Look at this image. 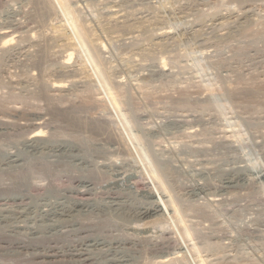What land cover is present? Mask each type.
I'll return each mask as SVG.
<instances>
[{
	"label": "rangeland",
	"instance_id": "rangeland-1",
	"mask_svg": "<svg viewBox=\"0 0 264 264\" xmlns=\"http://www.w3.org/2000/svg\"><path fill=\"white\" fill-rule=\"evenodd\" d=\"M68 1L89 40L102 42L100 63L108 72L112 90L114 87L113 92L110 88L105 90L106 96L111 98L112 93L111 102L131 137L134 136L132 141L144 156L146 166L152 168V176L157 180L163 176L159 181H164L162 187L166 186L164 190L171 199V215L181 225L195 264H264V177L254 175L264 172V0ZM27 4L29 0H0V31L8 29L13 36L6 48L0 46V126L8 121L6 131L0 133V264H87L67 255L54 262L34 260L36 251L55 246L57 234H71L67 238L71 243L89 236L119 242L113 245L118 248L106 246L98 253L93 250L94 258L88 264H190L167 234L164 219L153 211L152 200L142 192L131 156L116 142L119 131L102 94L91 82L93 71L77 58H72L66 67L61 65L64 49L74 48L69 33L49 14L52 20L45 16L43 21L33 22L30 16L34 12ZM16 23L23 26L20 33L13 30ZM30 28L51 33L52 40L35 35L29 37L34 40L29 42ZM57 37L61 39L56 40ZM53 80L66 86L52 90ZM12 109L16 112H10ZM37 114L46 119L41 127L42 140L92 148L98 167L93 171L97 174L90 175L100 178L96 183L73 182L64 175L56 179L39 175L23 203L14 200L19 192L8 191V172L9 167L20 168L22 160L16 152L18 157L14 154L10 159L8 150L17 141H24L30 129L25 127V131H10L11 134L9 120L16 125L30 123ZM67 114L82 122L85 119L84 126H72L66 120ZM79 164L75 163L77 175L87 169L85 163ZM119 171L122 175L118 181L107 185ZM229 182L237 187L227 189ZM93 186V196L74 193L86 187L90 191ZM107 192L120 196L108 198ZM78 228L79 238L73 231L78 232ZM18 240L41 246L34 251L18 252L14 248ZM70 242L59 240L56 246L66 254Z\"/></svg>",
	"mask_w": 264,
	"mask_h": 264
},
{
	"label": "bare ground",
	"instance_id": "bare-ground-1",
	"mask_svg": "<svg viewBox=\"0 0 264 264\" xmlns=\"http://www.w3.org/2000/svg\"><path fill=\"white\" fill-rule=\"evenodd\" d=\"M16 1V0H15ZM28 1V0H27ZM73 2V1H72ZM75 2V1H74ZM85 2V1H84ZM19 3V2H18ZM76 3V2H75ZM78 3V2H77ZM72 4V3H71ZM28 5V4H27ZM26 5V6H27ZM12 6V5H11ZM28 6H31V8L33 9V11L32 12H34V14H32L30 17L32 18V20H33V22H36V20L37 21H43L44 20V18H45V16H47V14H49V16L51 15V17L54 19V18H56V19H54V20H56V21H59L60 23H61V26H63V27H65V29L67 30V32L69 33V36H70V38H71V40H72V44H74V48H68V49H64V52L60 55V60H61V65H63L64 67H66V65L68 64V62L69 61H71L72 60V58L74 59V58H77V59H82V61L84 62V64L86 65V67H89L92 71H93V79L91 80V82L92 83H94V86H96L98 89H99V91H100V93L102 94V97H101V99H103L104 100V102H105V104H106V109L108 110V113L110 114V118H111V120H112V123H114V125H115V127L118 129V131H119V136H118V140H116V142H118L119 144H120V146H121V148L123 149V151L124 152H126L127 154L126 155H128V156H131L130 158H132V167L134 168V170H135V173H136V176H137V178H140L139 180H141V182L142 183H140V184H142V186H143V189H142V192L144 193V194H146V196L149 198V199H151L152 200V206H153V211H157V213H159V215L164 219V221H165V223L167 224V228H168V233L167 234H170L171 236H172V238H170V237H168V238H170V239H173L172 241H174V244H175V246H176V248L181 252V253H183L188 259H189V263L190 264H195V262H194V260L191 258V253H190V249H189V247L187 246V244H186V241H185V239H184V237L185 236H182V234L183 233H181V230H180V226L178 225V224H180V223H178V224H176V222H175V220L173 219V217H172V215H171V206H170V203H171V199L169 198V196L167 195V193H166V191L164 190V188L166 189V186L164 185V187H162L163 186V184L162 183H164V181L161 183L159 180H161V179H163L162 177L160 178V179H158L157 180V178H154V176H152V174H151V170L150 169H152L151 167H150V169L146 166V164L147 163H145L146 161H144V156L143 157H141V155H140V152H138L137 151V148H136V144H135V142H133L132 141V137H134V136H132L131 137V135L129 134V132H128V130H127V128L124 126V123L122 122V120L120 119V116L118 115V113H117V111H116V109L114 108V106H113V104H112V102H111V98H112V93L110 94L111 95V98H108L107 96H106V93H105V90H107L108 88H110V89H108V90H112V88H111V84H110V80H109V78H108V72L106 73V70L105 69H103L102 68V66H101V63H100V60L102 59L101 57V51H100V49L101 50H103V48H101V46H102V42H101V44L99 43V42H97V43H95V42H91L90 40H89V38H88V33H87V31H86V29L77 21V19L75 18V16L73 15V13H74V11H73V8L71 9V7H70V5H69V1L68 0H29V5ZM73 6V5H72ZM29 8V7H28ZM113 8V7H112ZM16 10V9H15ZM28 10V9H27ZM26 10V11H27ZM75 10V9H74ZM117 10V9H116ZM31 11V10H30ZM30 11H29V14H30ZM73 11V12H72ZM112 11V10H111ZM138 11V10H137ZM21 12V11H20ZM23 13V12H22ZM13 14V13H12ZM24 14V13H23ZM26 14V13H25ZM24 14V15H25ZM28 14V13H27ZM26 14V15H27ZM16 16V15H15ZM49 16H47V17H49ZM26 17V16H25ZM30 17L28 18V20L30 19ZM118 17V16H117ZM27 18V17H26ZM50 18V17H49ZM51 19V18H50ZM31 20V21H32ZM52 20V19H51ZM6 21V20H5ZM13 21V20H12ZM117 21V20H116ZM27 22V21H26ZM47 21H45V23H46ZM24 23V22H23ZM38 24H39V22H37ZM36 23V24H37ZM41 23V26H42V22H40ZM28 24V23H27ZM35 24V25H36ZM57 24V23H56ZM59 24V23H58ZM137 24V23H136ZM13 26V25H12ZM29 26V25H28ZM34 26V25H33ZM33 26H31V28L33 27ZM37 26V25H36ZM40 26V27H41ZM21 27H23L22 25H21V23L19 24V23H16L15 25H14V27H13V30L14 31H19V30H21L20 28ZM25 27H27V25L25 26ZM39 27V28H40ZM124 27V26H123ZM30 28V29H31ZM52 30V29H51ZM12 31H8V29L7 30H5V31H0V46L2 47V49L5 47V46H8V44L10 43V42H12L11 40H12V37L13 36H11L12 35V33H11ZM21 31H19V33H20ZM31 33H30V35L29 36H27L28 38L29 37H32V36H37L38 38L39 37H42L45 41L47 40V39H49L51 36H49L50 34L48 33V32H46L45 30H43V31H41V30H39V31H37V30H34V29H31V31H30ZM52 32V31H51ZM13 33H15V32H13ZM27 33V32H26ZM18 34V33H17ZM23 34V33H22ZM25 34V33H24ZM53 34V33H52ZM59 34V33H58ZM19 35V34H18ZM18 35H17V37H18ZM57 35V34H56ZM21 36V35H20ZM35 36V37H36ZM54 36H55V34H54ZM54 36H52V37H54ZM136 36V35H135ZM16 37V36H15ZM56 37V36H55ZM54 37V38H55ZM20 38V37H19ZM60 38V37H59ZM58 37L56 38V40L57 39H59ZM24 39V38H23ZM31 38H29V42L30 41H34V40H30ZM35 39V38H34ZM61 39V38H60ZM59 39V40H60ZM20 40H21V38H20ZM42 40V39H41ZM49 40H52V39H49ZM53 40H55V39H53ZM39 41V40H38ZM48 41V40H47ZM127 41V40H126ZM24 42V41H23ZM19 43V42H18ZM51 43H52V41H51ZM21 44V43H20ZM44 44V43H43ZM53 44V43H52ZM17 45V44H16ZM40 45H42V44H40ZM51 45V44H50ZM57 45H59V44H57ZM69 45V44H68ZM47 46V45H46ZM42 46H40V48H41ZM6 48V47H5ZM44 48V47H43ZM55 48V47H54ZM53 48V49H54ZM57 48V47H56ZM1 49V48H0ZM51 49V48H50ZM5 50V49H4ZM28 50V49H27ZM61 50H63L62 49V47H61ZM61 50H60V52H61ZM48 51V50H47ZM55 52V51H54ZM39 53V52H38ZM42 53V52H41ZM46 53V52H45ZM57 53H59V52H57ZM48 54V53H47ZM50 54H51V52H50ZM49 54V55H50ZM60 54V53H59ZM59 54H58V59H59ZM103 54V53H102ZM37 55V54H36ZM48 55V56H49ZM53 55H54V53H53ZM55 56H57V55H55ZM101 56V57H100ZM18 57V56H17ZM35 57V56H34ZM33 57V58H34ZM40 57H42V56H40ZM50 57V56H49ZM40 59H43V58H40ZM39 59V62L41 61ZM47 59V58H46ZM49 59V58H48ZM55 59V58H54ZM53 59V60H54ZM38 60V59H37ZM75 61V60H74ZM102 62V61H101ZM70 63V62H69ZM76 63V62H75ZM34 64V63H33ZM60 65V66H61ZM62 66V67H63ZM29 67V66H28ZM162 67V66H161ZM159 68V67H158ZM59 69V68H58ZM62 69V68H61ZM79 69V68H78ZM156 69H157V67H156ZM164 70V69H163ZM1 71V70H0ZM77 71V70H76ZM65 72V71H64ZM73 72V71H72ZM33 74V73H32ZM34 75V74H33ZM32 75V76H33ZM43 75V74H42ZM73 75V74H72ZM66 76V75H65ZM78 76V75H77ZM80 76V75H79ZM39 77V76H38ZM87 77H89V76H87ZM5 78V77H4ZM52 78V77H51ZM76 78H78V77H76ZM66 79V78H65ZM65 79H63V80H65ZM79 79V78H78ZM90 79V78H89ZM20 80V79H19ZM30 80V79H29ZM13 81V80H12ZM16 81V80H15ZM14 81V82H15ZM74 81V80H73ZM78 81H80V80H78ZM20 82V81H19ZM39 82V81H38ZM52 82V81H51ZM117 82V81H116ZM44 83V82H43ZM80 83V82H79ZM113 83V82H112ZM115 83V82H114ZM113 83V84H114ZM35 84V83H34ZM37 84V83H36ZM85 84V83H84ZM91 84V83H90ZM117 84H118V82H117ZM138 84V83H137ZM136 84V85H137ZM29 85V84H28ZM73 85V84H72ZM87 84H85V86H86ZM135 85V84H134ZM66 85H65V83L64 82H62V81H58V80H53V82H52V84H51V89L53 90V89H63V87H65ZM84 86V87H85ZM114 86H115V84H114ZM50 87V86H49ZM91 87V86H90ZM113 87V86H112ZM10 88V87H9ZM41 88V87H40ZM88 88V87H87ZM38 89V88H37ZM61 89V90H62ZM107 90V91H108ZM113 90H114V87H113ZM113 90H112V92H113ZM28 92V91H27ZM57 92V91H56ZM60 92V91H59ZM116 92V91H115ZM40 94V93H39ZM114 94V93H113ZM57 95V94H56ZM66 95V94H65ZM38 96V95H37ZM54 96V95H53ZM114 96V95H113ZM116 96V95H115ZM32 97V96H31ZM20 99V98H19ZM112 99H114V98H112ZM34 101V100H33ZM59 101V100H58ZM13 102V101H12ZM21 104V103H20ZM36 104V103H35ZM41 104V103H40ZM26 105V104H25ZM62 105H64V104H62ZM64 106H66V105H64ZM80 106V105H79ZM86 106V105H85ZM91 106V105H90ZM9 108H12V107H10L9 106ZM97 108V107H96ZM13 109L14 110H17V111H20V109L18 110V109H15L14 107H13ZM12 109V110H13ZM28 109V108H27ZM52 109V108H51ZM51 109H49V110H51ZM58 109V108H57ZM56 108H55V110H57ZM62 109V108H61ZM61 109H59V110H61ZM71 109V108H70ZM80 109V108H79ZM10 111V112H16V111ZM54 110V108L50 111V112H52ZM67 111H68V109H66ZM72 110V109H71ZM71 110H69V111H71ZM76 110V109H75ZM94 110V109H93ZM22 111V110H21ZM20 111V112H21ZM28 111V110H27ZM45 111V110H44ZM61 111H63V109L61 110ZM74 111V110H73ZM6 112V111H5ZM31 112V111H30ZM35 112V111H34ZM64 112V111H63ZM75 112V111H74ZM73 112V113H74ZM78 112V111H77ZM39 113V112H38ZM43 113V112H42ZM45 113H46V111H45ZM53 113V112H52ZM56 113V115L58 114L57 112H55ZM70 113V112H69ZM72 113V112H71ZM10 114V113H9ZM16 114H18V113H16ZM20 114V113H19ZM18 114V115H19ZM22 114V113H21ZM30 114V113H29ZM33 115L34 114H36V113H32ZM61 114V113H60ZM62 114H64V113H62ZM79 114V113H78ZM85 114V113H84ZM96 113H94V115H95ZM3 115H5V114H3ZM51 115V114H50ZM49 115V116H50ZM55 115V114H54ZM65 116H66V114H64ZM64 115H63V117H64ZM68 115V114H67ZM70 115V114H69ZM68 115V116H69ZM73 115V114H72ZM69 116L66 120H67V122L68 123H70L72 126H74V127H76V128H80V127H83L84 126V123L83 122H85L84 120H83V122L81 121V119H79V115L77 116L78 118H76V117H74L76 114L74 113V116ZM81 115V114H80ZM14 116V115H13ZM12 116V113L10 114V117H13ZM16 116V115H15ZM22 116V115H21ZM25 116V115H24ZM24 116H23V118H24ZM30 116V115H29ZM36 116V115H35ZM46 116V115H45ZM48 116V117H49ZM3 117V116H2ZM6 117V116H5ZM59 117H61V116H59ZM85 117V116H84ZM18 118H21V117H19L18 116ZM28 117H26V119H27ZM47 118V117H46ZM82 118V117H81ZM88 118V117H87ZM91 118V117H90ZM100 118V117H99ZM102 118V117H101ZM100 118V119H101ZM5 119V118H4ZM30 119V118H29ZM31 119H32V117H31ZM49 119V118H48ZM63 119H65V117L63 118ZM12 120V119H11ZM13 120H15V119H13ZM16 120H18V119H16ZM25 120V119H24ZM28 120V119H27ZM26 120V121H27ZM43 120H46L45 118L43 119V117H42V114H41V116H38V114H37V118L36 119H32V121L30 120V123H25V121H24V123L23 124H15V123H13L12 121H10L9 120V133H11L12 134V132H22V131H25V127H26V129H27V127H28V129H30V131L28 130L27 132H29L28 133V135H27V137H26V139H23V137H22V139L24 140V141H22L21 143L19 142V143H15V144H12V145H10V143H9V145H10V147H9V150H8V155H10L11 156V158L10 159H12V155L14 156V154L16 155V153H18L17 155H19L20 157L19 158H21L20 160H22L21 162H22V164L20 165L21 167L20 168H17V169H15V170H10L11 169V167H9V172H8V177H9V182H10V184L8 185L9 186V188H8V191L11 193L13 190H14V192H15V189H17V192H19V194L18 195H16L17 197H15L14 198V200H16V201H21L22 203H23V201L22 200H25V199H23V198H25L26 197V195H28V193H29V191H30V189H32L33 188V185H34V182H33V180H34V178L36 179L37 177H35V176H38L39 177V175L40 176H44V175H46V176H48L49 178H51V179H53V178H55V177H59V176H62V175H64V177H69L71 180L73 179L74 181L73 182H78V181H86L87 182V185H88V183H96L95 181L96 180H98V179H100V178H97V177H95L94 176V174H97V173H94L93 171H95V168H97L98 166L96 165V162L94 161V159H93V156H94V151L92 152V148L91 149H89V148H86L85 146L83 147V146H81V144L80 145H78V144H76V143H70V144H63V143H60V142H52V141H50L51 139H47V140H42V137H44V135H43V130H41V127H42V125L43 124H45V123H43ZM51 120H53V119H51ZM88 120H91L92 121V119H88ZM105 120V119H104ZM104 120H103V122H104ZM109 120V119H108ZM107 119H106V122L108 121ZM6 121H7V119H6ZM5 121V122H6ZM55 121V120H54ZM95 121V120H94ZM1 122V121H0ZM8 122V121H7ZM7 122L5 123V124H1L2 126H0V133L2 132V131H6V129H7ZM18 122H21V120L20 121H18ZM66 122V121H65ZM88 121H86V123H87ZM98 123H99V121H97ZM101 122V121H100ZM50 123V122H49ZM88 123H90V121L88 122ZM93 123H95V122H93ZM102 123V122H101ZM51 124V123H50ZM66 124V123H65ZM91 124V123H90ZM105 124V123H104ZM70 125V126H71ZM95 125V124H94ZM96 125H98V124H96ZM59 126V125H58ZM88 126V125H87ZM44 127V126H43ZM91 127V126H90ZM93 127V129H95L94 128V126H92ZM100 127H102V129H103V126H100ZM99 127V128H100ZM106 127V126H105ZM48 129V128H47ZM101 129V128H100ZM105 129V128H104ZM188 129V128H187ZM106 130V129H105ZM108 130V129H107ZM106 130V131H107ZM10 131H12V132H10ZM73 131V130H72ZM96 131H97V129H96ZM104 131V130H103ZM132 131V130H131ZM26 132V133H27ZM48 132V131H47ZM98 132H99V130H98ZM113 132V131H112ZM14 133V134H15ZM97 133V132H96ZM10 134V135H11ZM25 134V133H24ZM23 134V135H24ZM101 134V133H100ZM109 134V133H108ZM112 134V133H111ZM115 135H118V134H116V132L114 133ZM2 135H4V134H2ZM9 135V136H10ZM16 135H18V133L16 134ZM20 135V134H19ZM21 135H22V133H21ZM26 135V134H25ZM103 135V134H102ZM107 135V134H106ZM140 135V134H139ZM6 136V135H5ZM14 136V135H13ZM112 136H114L113 134H112ZM94 137V136H93ZM109 137H110V135H109ZM11 138V137H10ZM48 138V137H47ZM103 138V137H102ZM115 138V137H114ZM18 139V138H17ZM41 139V140H40ZM46 139V138H45ZM100 139V138H99ZM10 140V139H9ZM20 140H21V138H20ZM53 140V139H52ZM55 140V139H54ZM39 141L41 142L40 144H42V143H44L43 144V146H40L38 143H39ZM43 141V142H42ZM59 141V140H58ZM64 141H67V140H64ZM100 141V140H99ZM103 141V140H102ZM106 141V140H105ZM14 142V141H13ZM138 142V141H137ZM6 143H8V142H6ZM114 143V142H113ZM112 143V144H113ZM115 144V143H114ZM135 144V145H134ZM6 145V144H5ZM84 145V144H83ZM107 145V144H106ZM11 146H13V147H11ZM90 146V145H89ZM101 147V146H100ZM99 147V148H100ZM112 147V146H111ZM138 147V146H137ZM94 148H96V147H94ZM103 148V147H102ZM114 148V147H113ZM112 148V149H113ZM1 149V148H0ZM15 149V150H14ZM89 149V150H88ZM111 149V150H112ZM119 149V148H118ZM4 150V149H3ZM5 150H6V148H5ZM4 150V151H5ZM14 150V151H13ZM157 150V149H156ZM7 151V150H6ZM6 151H5V153H6ZM16 152V153H15ZM74 152H76V154L74 153ZM111 152V151H110ZM123 152V153H124ZM97 153V152H96ZM103 154V153H102ZM104 154H105V152H104ZM16 155V156H17ZM98 155V154H97ZM101 155V154H100ZM99 155V156H100ZM5 156V155H4ZM15 156V157H16ZM113 156V155H112ZM18 157V156H17ZM109 157V156H108ZM94 158H97V157H94ZM99 158H101V157H99ZM103 158V157H102ZM107 158V157H106ZM116 158V157H115ZM115 158H113V159H115ZM128 158V157H127ZM1 160V159H0ZM19 160V159H18ZM110 160H112V159H110ZM145 160H147V159H145ZM102 161V160H101ZM100 161V162H101ZM104 161V160H103ZM12 162V161H11ZM78 162V164H79V162H81V163H85L86 164V167H87V169L86 170H82V171H80V173L77 175V173H74L76 170H75V166H77V165H75V163H77ZM114 162V161H113ZM1 163V162H0ZM102 163V162H101ZM100 163V164H101ZM104 163H106V162H103V164ZM109 163V162H108ZM123 163V162H122ZM126 163H128V162H126ZM98 164V163H97ZM110 164V163H109ZM157 164V163H156ZM12 165V164H11ZM80 165V164H79ZM108 165V164H107ZM112 165V164H111ZM128 165V164H127ZM158 165V164H157ZM104 166V165H103ZM124 166V165H123ZM149 166V165H148ZM159 166V165H158ZM107 167V166H106ZM111 167V166H110ZM121 167V166H120ZM131 167V168H132ZM157 167V166H156ZM167 167V166H166ZM78 168V167H77ZM79 168H81V167H79ZM108 168V167H107ZM112 168V167H111ZM125 168V167H124ZM158 168V167H157ZM168 168V167H167ZM169 168H170V166H169ZM199 168V167H198ZM1 169V168H0ZM94 169V170H93ZM102 169V168H101ZM128 169H130V168H128ZM2 170V169H1ZM80 170V169H79ZM97 170V169H96ZM99 170V169H98ZM105 170V169H104ZM109 170V169H108ZM6 171H7V169H6ZM128 171V170H127ZM132 171V170H131ZM163 171H165V175H166V170H163ZM169 171H170V169H169ZM1 172V171H0ZM4 172V171H3ZM91 172L92 173H94L93 174V176L94 177H91ZM109 172V171H108ZM120 172V171H119ZM158 172H160L159 171V169H158ZM157 172V173H158ZM205 172H207V171H205ZM76 174V176H74V175H72V174ZM123 173H125V172H123ZM153 174H154V172H152ZM163 173V172H162ZM250 173V172H249ZM5 174V172L3 173V175ZM99 174V173H98ZM158 174H161V173H158ZM157 174V175H158ZM2 172L0 173V179L2 178ZM110 175V174H109ZM114 176L108 181V184L107 185H109V184H112V183H114V182H117L118 181V178L122 175V172H120V173H116V174H113ZM127 175V174H126ZM155 175V174H154ZM254 175H256V176H262V177H264V172L263 173H260V172H258V174L257 173H255ZM7 176V175H6ZM96 176H98V175H96ZM132 176H133V174H132ZM135 176V177H136ZM247 176V175H246ZM249 176V175H248ZM247 176V177H248ZM134 177V176H133ZM156 177V176H155ZM170 177V176H169ZM47 178V177H46ZM136 178V179H137ZM259 178V177H258ZM50 179V180H51ZM56 179V178H55ZM202 179V178H201ZM246 178H244V180H245ZM248 179V178H247ZM246 179V180H247ZM16 180H17V182H16ZM20 180V181H19ZM63 180V179H62ZM102 180V179H101ZM167 180V179H166ZM166 180H165V182H166ZM2 181H4V180H2ZM7 181V182H8ZM19 181V182H18ZM38 181V180H37ZM41 181H43V180H41ZM106 181V180H105ZM104 181V182H105ZM120 181H121V178H120ZM123 181H125V180H123ZM200 181V180H199ZM199 181H197V182H199ZM202 181V180H201ZM230 181V180H229ZM247 181H249V180H247ZM8 182V183H9ZM39 182V181H38ZM38 182H37V184H38ZM72 182V183H73ZM100 182V181H99ZM102 182V181H101ZM140 182V181H139ZM168 182V181H167ZM18 183V184H17ZM36 183V182H35ZM43 183V182H42ZM42 183L40 184L41 186H42ZM103 183V182H102ZM131 183V182H130ZM223 183V182H222ZM4 184V183H3ZM54 184V183H53ZM105 184V183H104ZM169 184V183H168ZM168 184H167V186H168ZM171 184V183H170ZM193 184V183H192ZM201 184V183H200ZM5 185V184H4ZM20 185H22L21 187H22V189L23 190H20ZM39 185V184H38ZM45 185V184H44ZM76 185V184H75ZM81 185V184H80ZM86 185V184H85ZM97 185V184H96ZM99 185V184H98ZM101 185H103V184H101ZM134 185V184H133ZM195 185H196V182H195ZM198 185H199V183H198ZM198 185H196V186H198ZM212 185V184H211ZM1 186V185H0ZM46 186V185H45ZM51 187H52V185H50ZM90 186H91V184H90ZM95 186V185H94ZM94 186H93V188H91V190L90 191H88L89 190V188H87L88 190H86V188H85V190H80V191H77L76 190V192H74L75 193V195L77 194V195H79L80 197L81 196H86V195H91L92 194V196H93V194L95 193V191L94 190H92V189H94ZM114 186V185H113ZM235 186V184H233V183H228V185H227V189L228 188H231V187H234ZM81 187V186H80ZM133 187V186H132ZM200 187V186H199ZM203 187V184L201 185V188ZM210 187V186H209ZM213 187V186H212ZM219 187V186H218ZM217 187V188H218ZM235 187H237V186H235ZM240 187V186H239ZM56 188V187H55ZM71 188V187H70ZM79 188V187H78ZM134 188V187H133ZM226 188V187H225ZM45 189H47L46 187H45ZM81 189V188H80ZM96 189V188H95ZM198 189V188H197ZM205 189V188H204ZM5 190H6V188H5ZM38 190V189H37ZM55 190V189H54ZM70 190V189H69ZM220 190V189H219ZM45 191V190H44ZM98 191V190H97ZM100 191V190H99ZM109 191V190H108ZM202 191V190H201ZM21 192H23L22 194H21ZM55 192V191H54ZM61 192V191H60ZM59 192V193H60ZM72 192V191H71ZM7 193V192H6ZM36 193V192H35ZM40 193V192H39ZM63 193V192H62ZM115 193V192H114ZM114 193H108L107 192V196H108V198H117L118 196H120V195H117V194H114ZM117 193V192H116ZM136 193V192H135ZM46 194V193H45ZM58 194V193H57ZM99 194V193H98ZM119 194V193H118ZM3 195V194H2ZM12 195V194H11ZM31 195V194H30ZM76 195V196H77ZM100 195V194H99ZM102 195V194H101ZM123 195V194H122ZM128 195V194H127ZM9 196V195H8ZM129 196H131V195H129ZM171 196V195H170ZM13 197V196H12ZM28 197V196H27ZM73 197V196H72ZM71 197V198H72ZM88 197V196H87ZM125 197V196H124ZM34 198V197H33ZM61 198V197H60ZM75 198V197H74ZM90 198H91V196H90ZM96 198H97V196H96ZM107 198V197H106ZM2 199V198H1ZM0 199V200H1ZM38 199V198H37ZM79 199V198H78ZM86 199V198H85ZM119 199H120V197H119ZM73 200H75V199H73ZM80 200V199H79ZM211 200V199H210ZM2 201H4V200H2ZM78 201V200H77ZM89 201H90V199H89ZM96 201V200H95ZM101 201V200H100ZM115 201V200H114ZM6 202V201H5ZM76 202V201H75ZM216 202V201H215ZM15 203V202H14ZM98 203V202H97ZM96 203V204H97ZM106 203H109V202H106ZM105 203V204H106ZM19 204V203H18ZM28 204V203H27ZM93 204V203H92ZM95 204V205H96ZM99 204V203H98ZM97 204V205H98ZM1 205V204H0ZM95 205L93 206L94 208H97V206L95 207ZM122 205V204H121ZM148 205V204H147ZM151 205V204H150ZM4 206V205H3ZM13 206V205H12ZM28 206V205H27ZM105 206V205H104ZM11 207V206H10ZM92 207V206H91ZM92 207V208H93ZM107 207V206H106ZM174 207V206H173ZM93 208V209H94ZM109 208V207H108ZM141 209V208H140ZM2 210V209H1ZM173 210V209H172ZM7 211V210H6ZM91 211V210H90ZM174 211V210H173ZM17 212V211H16ZM41 212V211H40ZM47 212H48V210H47ZM20 213V212H19ZM35 213V212H34ZM60 213V212H59ZM88 213H90V212H88ZM38 214V213H37ZM105 214V213H104ZM173 214H175V213H173ZM17 215V214H16ZM44 217V216H43ZM13 218V217H12ZM38 218V217H37ZM29 219V218H28ZM40 219V218H39ZM45 220V219H44ZM162 220V219H161ZM176 220H178V219H176ZM31 221V220H30ZM181 222V221H180ZM80 223V222H79ZM21 224V223H20ZM30 224V223H29ZM28 224V225H29ZM40 224V223H39ZM75 224V223H74ZM5 225V224H4ZM18 225V224H17ZM69 225V224H68ZM71 225V224H70ZM77 225V224H76ZM80 225V224H79ZM143 225V224H142ZM148 225V224H147ZM146 225V226H147ZM21 226V225H20ZM19 226V227H20ZM26 226V225H25ZM55 226V225H54ZM67 226V225H66ZM137 226V225H136ZM135 226V227H136ZM27 227V226H26ZM32 227V226H31ZM7 228V227H6ZM13 228V227H12ZM28 228V227H27ZM64 228V227H63ZM66 228V227H65ZM72 228V227H71ZM87 228V227H86ZM137 228H140V227H137ZM144 228V227H143ZM147 228V227H146ZM151 228V227H150ZM18 229H20V228H18ZM26 229V228H25ZM29 229H31V228H29ZM33 229V228H32ZM31 229V230H32ZM40 229V228H39ZM76 229V228H75ZM82 229V228H81ZM0 230H2V229H0ZM38 230V229H37ZM41 230V229H40ZM74 232L76 231V233H78L77 234V236L79 235V234H81L79 231H80V228H78V232H77V230H73ZM87 231V230H86ZM148 231V230H147ZM184 231V230H183ZM10 232V231H9ZM19 232V231H18ZM59 232V231H58ZM61 232V231H60ZM63 232V231H62ZM71 232H72V230H71ZM5 233L7 234V232L5 231ZM4 233V234H5ZM13 233V232H12ZM20 233V232H19ZM27 233V232H26ZM25 233V234H26ZM40 233V232H39ZM64 233V232H63ZM73 233V232H72ZM75 233V234H76ZM184 233H185V231H184ZM14 234V233H13ZM25 234H24V236H25ZM74 234V233H73ZM3 235V234H2ZM39 235V234H38ZM42 235V234H41ZM68 235L69 234H57L56 236H57V240L59 241H61V243H62V241H66V243H67V241L68 242H70L69 240H67V238H68ZM71 235V234H70ZM69 235V236H70ZM93 235V234H92ZM109 235L110 234H108V237H109ZM184 235H186V234H184ZM6 236V235H5ZM15 236V235H14ZM19 236V235H18ZM54 236H55V234H54ZM77 236H76V239H77ZM84 236H86V235H84ZM10 237V236H9ZM16 237V236H15ZM28 237V236H27ZM41 237V236H40ZM48 237V236H47ZM90 237V236H89ZM86 238V239H84V238H79V236H78V238L80 239H78V241L76 240V242H73V243H71V244H69L68 243V246H67V250H66V254L64 253V250H63V248H59V247H57L56 246V243L58 242H56V243H54L55 244V246H45V247H41L42 249L40 250V252L38 253L37 251H36V253L37 254H34L35 255V258H34V260L35 259H38V260H47V262L48 261H57V260H61V259H63L66 255L67 256H69V258H74V260H76V261H78V262H80V263H87L88 264V262H92V260H93V256L92 255H94V253L93 254H91V252H93V250L94 251H96L97 253H98V251L97 250H102L104 247H106V246H108V247H111V246H113L114 244H117V243H119V242H115V240L113 241V240H109V239H98V238H100V237H98V238H96L95 237V239H93V238ZM12 238V237H11ZM19 238V237H18ZM34 238V237H33ZM70 238V237H69ZM68 238V239H69ZM72 238V237H71ZM129 238V237H128ZM132 238V237H131ZM138 238V237H137ZM148 238V237H147ZM1 239V238H0ZM4 239V238H3ZM6 239H7V237H6ZM13 239V238H12ZM12 239L11 240H9V242L10 243H12ZM39 239V238H38ZM113 239V238H112ZM150 239H152V237L150 238ZM21 240H22V238H21ZM19 241V242H15V249H16V251H18V252H25V251H29V250H37V247L40 245L41 246V244H39L38 246H35V245H33L32 243H26V242H24V241ZM56 240V239H55ZM119 240H122V239H119ZM124 240V239H123ZM122 240V241H123ZM135 240V239H134ZM140 240V239H139ZM156 240V239H155ZM145 241V240H144ZM45 242V241H44ZM43 242V243H44ZM46 242H48V241H46ZM126 242H128V241H126ZM150 242V241H149ZM13 243H14V240H13ZM34 243H35V241H34ZM40 243V242H39ZM65 243V244H66ZM188 243V242H187ZM64 244V243H63ZM121 244V243H120ZM163 244V243H162ZM8 245V244H7ZM47 245V244H46ZM168 245V244H167ZM13 246V245H12ZM11 246V247H12ZM60 246V245H59ZM62 246V245H61ZM65 246V245H64ZM131 246V245H130ZM144 246V245H143ZM6 247V246H5ZM115 247H117V246H115ZM114 246L112 247V248H115ZM123 247V246H122ZM13 248V249H14ZM118 248V247H117ZM128 248V247H127ZM132 248H133V246H132ZM158 248V247H157ZM160 248H162V247H160ZM123 249V248H122ZM143 250V249H142ZM30 251V252H31ZM108 250H106V252H107ZM112 251V250H111ZM114 251V250H113ZM102 252V251H101ZM11 253V252H10ZM34 253V252H33ZM138 253V252H137ZM17 254V253H16ZM114 254V253H113ZM20 255V254H19ZM23 255V254H22ZM98 255V254H97ZM100 255V254H99ZM98 255V256H99ZM102 255V254H101ZM104 255V254H103ZM168 255V254H167ZM30 256V255H29ZM28 256V257H29ZM107 256V255H106ZM131 256V255H130ZM22 257V256H21ZM25 257V256H24ZM33 257V256H32ZM102 257V256H101ZM134 257V256H133ZM66 258V257H65ZM98 257L96 256V259H97ZM139 258V257H138ZM137 258V259H138ZM27 259V258H26ZM100 259V258H99ZM133 259V258H132ZM29 260V259H28ZM73 260V259H72ZM31 261V260H30ZM64 261V260H63ZM98 261V260H97ZM103 261V260H102ZM138 261V260H137ZM35 262V261H34ZM40 262V261H39ZM56 263V262H55ZM60 263V262H59ZM68 263V262H67ZM76 263V262H75ZM36 264V263H35ZM44 264V263H43ZM50 264V263H49ZM58 264V263H57ZM69 264V263H68ZM74 264V263H73ZM91 264V263H90Z\"/></svg>",
	"mask_w": 264,
	"mask_h": 264
}]
</instances>
